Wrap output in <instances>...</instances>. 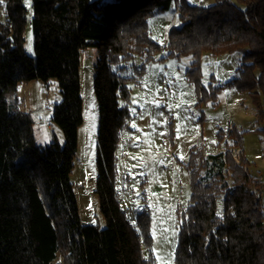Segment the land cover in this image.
Wrapping results in <instances>:
<instances>
[{
  "label": "trees",
  "instance_id": "trees-1",
  "mask_svg": "<svg viewBox=\"0 0 264 264\" xmlns=\"http://www.w3.org/2000/svg\"><path fill=\"white\" fill-rule=\"evenodd\" d=\"M30 1L32 55L23 48L22 0H4L0 20V264H153L148 210L138 211L132 226L115 184L116 150L131 116L130 84H139L159 50L148 18L175 1L179 24L168 31L167 51L192 57L186 77L199 103H214L220 89L209 83L206 91L200 83L201 53L238 52L236 76L227 84L249 93L262 120L264 0H214L207 6L186 0ZM88 46L97 54L94 192L102 227L80 222L70 181L82 123L79 51ZM33 79L56 83L60 99L51 121L62 132L61 142L38 145L29 113L9 108L5 92ZM229 133L241 145V132ZM187 166L190 200L179 213L175 264H264V181L234 163L228 151L191 148Z\"/></svg>",
  "mask_w": 264,
  "mask_h": 264
},
{
  "label": "rangeland",
  "instance_id": "rangeland-1",
  "mask_svg": "<svg viewBox=\"0 0 264 264\" xmlns=\"http://www.w3.org/2000/svg\"><path fill=\"white\" fill-rule=\"evenodd\" d=\"M186 1L202 6L214 2ZM22 3L27 18L23 48L32 55L31 1L22 0ZM3 5L4 0H0V20L5 17ZM147 22L149 36L159 45V50L145 65L139 84H130L131 116L116 150L115 184L120 204L132 226H136L138 211L148 210L153 264H175L179 213L190 200L189 150L194 148L209 154L223 148L227 152V147L238 145L242 150L241 160L236 163L232 159L233 162L243 165V170L246 165L249 173L264 181V119H256L248 92L227 84L236 76L240 64L238 52L201 53L200 83L206 91L209 83L219 85L220 89L214 103L209 98L199 103L195 87L186 77L192 57L178 58L168 55L167 51L168 31L179 24L175 1L168 9L151 15ZM96 55L94 46L79 51L82 123L77 130L70 181L80 222L102 227L105 222L94 192L98 112L92 78ZM4 96L10 109L17 107L29 113L32 135L38 145L54 138L62 141L61 130L51 121L53 104L60 99L53 79L47 84L37 79L18 83L14 91H6ZM231 129L241 132V145L233 142ZM216 205L220 210L222 196H218ZM57 260L63 261L62 256Z\"/></svg>",
  "mask_w": 264,
  "mask_h": 264
},
{
  "label": "built area",
  "instance_id": "built-area-1",
  "mask_svg": "<svg viewBox=\"0 0 264 264\" xmlns=\"http://www.w3.org/2000/svg\"><path fill=\"white\" fill-rule=\"evenodd\" d=\"M230 154L233 156L235 160L239 159V156L241 154V149L240 147H233L230 149Z\"/></svg>",
  "mask_w": 264,
  "mask_h": 264
},
{
  "label": "bare ground",
  "instance_id": "bare-ground-1",
  "mask_svg": "<svg viewBox=\"0 0 264 264\" xmlns=\"http://www.w3.org/2000/svg\"><path fill=\"white\" fill-rule=\"evenodd\" d=\"M231 130H232V129H231ZM231 130H230V131H231ZM233 147H239V146H238V145H232V146H229V147H227V151H228L230 157H231L236 163H239L240 160H241V154H240L238 160H235V159L233 158V156L230 154V149L233 148ZM240 149H241V148H240ZM220 151L224 152L225 149L223 148V149H221ZM241 153H242V150H241ZM117 197H118V199L120 198V196H119L118 194H117Z\"/></svg>",
  "mask_w": 264,
  "mask_h": 264
},
{
  "label": "snow or ice",
  "instance_id": "snow-or-ice-1",
  "mask_svg": "<svg viewBox=\"0 0 264 264\" xmlns=\"http://www.w3.org/2000/svg\"><path fill=\"white\" fill-rule=\"evenodd\" d=\"M30 50V49H29Z\"/></svg>",
  "mask_w": 264,
  "mask_h": 264
}]
</instances>
